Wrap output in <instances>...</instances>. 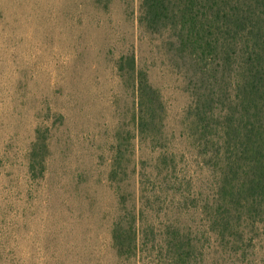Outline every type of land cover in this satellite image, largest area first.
Instances as JSON below:
<instances>
[{"label": "rangeland", "instance_id": "1", "mask_svg": "<svg viewBox=\"0 0 264 264\" xmlns=\"http://www.w3.org/2000/svg\"><path fill=\"white\" fill-rule=\"evenodd\" d=\"M140 4L0 0V264H164L166 223L178 218L183 228L203 235L199 210L180 214L172 209L174 197L161 194L138 223L137 255L120 258L113 246L121 194L141 207V163L159 153L138 136L134 87L117 65L123 56L135 55L162 94L164 143L179 169L194 190L206 194L208 188L209 173L190 138V73L170 36L140 25ZM39 135L49 154L44 176L33 178L29 154ZM119 138L126 174L112 181ZM209 238L203 264H230L216 238ZM254 260L264 264V236Z\"/></svg>", "mask_w": 264, "mask_h": 264}, {"label": "trees", "instance_id": "2", "mask_svg": "<svg viewBox=\"0 0 264 264\" xmlns=\"http://www.w3.org/2000/svg\"><path fill=\"white\" fill-rule=\"evenodd\" d=\"M139 23L152 35L170 36L172 51L190 73V138L200 166L209 173L208 188L206 194L194 190L179 169L176 155L164 143L162 94L138 68L135 55L123 56L117 65L134 87L138 136L159 153L141 163L151 168L140 173L141 207L130 206L121 194V212L112 230L117 255H137L138 223L165 194L174 197L172 209L180 214L199 210L206 228L203 235H194L178 218L166 223L164 264H203L209 234L230 264H262L254 258L264 236V0H141ZM48 154L39 135L29 154L33 178L44 176ZM124 156L119 138L112 181L125 173Z\"/></svg>", "mask_w": 264, "mask_h": 264}]
</instances>
